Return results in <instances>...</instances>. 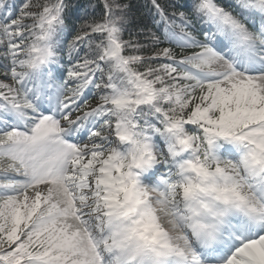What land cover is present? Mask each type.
<instances>
[{
    "label": "snow or ice",
    "instance_id": "obj_1",
    "mask_svg": "<svg viewBox=\"0 0 264 264\" xmlns=\"http://www.w3.org/2000/svg\"><path fill=\"white\" fill-rule=\"evenodd\" d=\"M0 264H264V0H0Z\"/></svg>",
    "mask_w": 264,
    "mask_h": 264
},
{
    "label": "trees",
    "instance_id": "obj_2",
    "mask_svg": "<svg viewBox=\"0 0 264 264\" xmlns=\"http://www.w3.org/2000/svg\"><path fill=\"white\" fill-rule=\"evenodd\" d=\"M145 0H133V3L137 4V5H142L144 4ZM162 3H166L167 0H161Z\"/></svg>",
    "mask_w": 264,
    "mask_h": 264
}]
</instances>
